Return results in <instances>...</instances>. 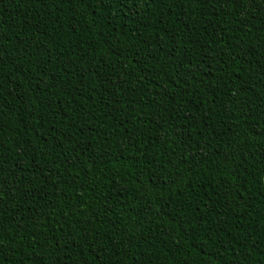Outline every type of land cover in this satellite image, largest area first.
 <instances>
[{
	"label": "trees",
	"instance_id": "16d2710c",
	"mask_svg": "<svg viewBox=\"0 0 264 264\" xmlns=\"http://www.w3.org/2000/svg\"><path fill=\"white\" fill-rule=\"evenodd\" d=\"M0 264H264V0H0Z\"/></svg>",
	"mask_w": 264,
	"mask_h": 264
},
{
	"label": "snow or ice",
	"instance_id": "6c2138e0",
	"mask_svg": "<svg viewBox=\"0 0 264 264\" xmlns=\"http://www.w3.org/2000/svg\"><path fill=\"white\" fill-rule=\"evenodd\" d=\"M241 2H242V0H241ZM0 60H2V57H0ZM0 195H2V194H0ZM2 238H3V234L0 233V243H2Z\"/></svg>",
	"mask_w": 264,
	"mask_h": 264
}]
</instances>
